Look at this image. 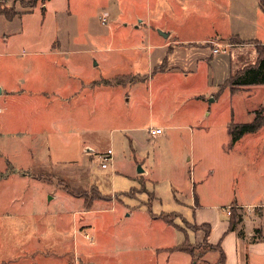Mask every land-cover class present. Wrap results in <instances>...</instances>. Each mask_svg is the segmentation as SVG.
<instances>
[{"label":"rangeland","instance_id":"1","mask_svg":"<svg viewBox=\"0 0 264 264\" xmlns=\"http://www.w3.org/2000/svg\"><path fill=\"white\" fill-rule=\"evenodd\" d=\"M41 1L37 0L38 6L26 19L7 21L3 15L0 19V34L20 29L22 21L30 29L25 39L15 40L11 34L5 54L0 55L2 87L16 90L10 96H2L0 91L4 111L0 114V264H186L181 250L154 249L157 240L151 233L156 229L147 219L146 204L157 195L161 199L152 202L154 212L181 210L189 213L190 219L195 199L225 215V208L251 201L253 184L259 181L261 187L263 181L260 160L264 146L258 140H264V126L233 142L229 125L232 120L251 121L250 110L256 106L264 109V85L235 91L226 85L230 72L235 71L239 47L215 56L208 70L206 65L195 64L188 77L159 70L153 73V64L144 61L134 71L139 74L111 81L130 82L122 89L114 88L103 104L93 98L88 101L87 125L71 123L67 120L69 100L56 106L48 101V95L38 92L64 88L69 80L53 77L60 69L48 64L60 58L49 50L55 28L59 24L63 39L68 37L65 57L75 68L101 54L89 49L95 37L112 31L113 22L114 45L139 39L137 31L127 32L130 28L121 24L137 20L142 7L136 2L139 0H52L55 8L43 13ZM34 2L0 0V10L15 16ZM107 4L112 6L109 17L104 15ZM53 10H58L57 15ZM102 16L107 23H102ZM140 38L143 40L144 34ZM156 38L154 34L150 41L154 44ZM221 47L218 45L220 51L227 49ZM257 47L264 57V44ZM127 53L119 56L127 58L132 52ZM101 69L99 66L97 74ZM78 71H72L73 84L91 75L88 70ZM31 92L35 98L29 99ZM38 107L50 111L39 121V136L30 130V112L38 114ZM102 108L111 118H103ZM151 115L155 123L167 117L174 126L193 125L194 132L175 126L167 131L168 138L148 137L140 126ZM115 126L134 127L113 130ZM44 139L49 141L51 156ZM89 146L93 150L86 149ZM108 148L113 150V159L104 168L101 163ZM186 154H193L191 161H185ZM139 164L144 171H139ZM257 196L256 200L264 201L262 193ZM174 220L183 228H193L185 219ZM160 237L159 244L175 240L164 231ZM185 237L184 232L179 233L176 243ZM190 246L197 258L209 249L207 244ZM212 259L199 263L212 264Z\"/></svg>","mask_w":264,"mask_h":264},{"label":"crops","instance_id":"2","mask_svg":"<svg viewBox=\"0 0 264 264\" xmlns=\"http://www.w3.org/2000/svg\"><path fill=\"white\" fill-rule=\"evenodd\" d=\"M136 2L137 4L140 3L142 13L139 12V14H136L137 20H129L127 23L121 25H123L125 29L130 28L127 32H130L129 30H135L138 32L136 33V36L142 37V34H144L145 38L141 40L139 37V39L129 43L128 45H114L115 43H113V41L116 39L113 31L116 28V23L113 22L112 33L106 32L108 34L106 36L101 38L100 36L97 38L95 37L93 42L94 45H92L89 49L93 50L95 53L101 52V54L98 56L96 54L92 55L89 62L84 61L82 66L74 64L76 67H71V60L68 57H65L69 52V49L67 48L68 37L65 35V39H67H63L60 34L62 32V28L59 24L52 33L54 35L48 42L50 46L49 50L51 53L59 55L58 57L60 58L49 60L48 64H53L60 69L53 77L69 80L64 88H55L52 92L42 89L38 92L39 94L48 95V101H51L52 104L56 106L63 105L69 100V110L71 112L67 115V120H70L71 123L72 121H75L78 125H87L89 122L87 119L90 118V114L87 109L88 101L93 98L96 103L103 101V104L105 97L110 95L114 88L122 89L130 82L116 80V82L111 83V81H113V79L120 78L122 75L139 74L134 71L137 69L136 67L144 61L149 64H153V73L159 70L162 73H175L185 77H188V74L194 70L193 66L197 63L198 65H206L208 70L210 68L211 61L214 60V57L218 56L220 53H228V48L231 47H239L240 50L239 54L236 56L237 61H235V71L234 73H232V71L230 72V77L232 74L241 73L249 66L256 65L259 62L260 51L259 47L256 49V45L264 44V8L261 7L260 0H139ZM51 3L52 0H44L43 3H41L43 13L48 12V8H55ZM36 6H38L37 0L31 4L29 10L21 14H16L18 15L17 17L16 15H13L14 17L12 16V18L2 13L3 10H0V19H2L1 15L5 16L4 19L7 21H14L17 19L21 20L22 17L26 19L29 12H34ZM104 7L106 9L104 10V15L109 17L111 15L112 6L107 4ZM53 11L55 12V15H57L56 13H58V10ZM103 17L104 16L101 17L102 23L104 19ZM233 20H235L234 23ZM106 21L108 20L106 19ZM23 25L24 23L22 21L20 29H16V31L11 33L0 34V55L5 54L4 49L10 42V38L12 36L11 34L15 36V40L21 38L25 39L29 36V27H25ZM222 25L229 27V29H225L226 31L222 30ZM142 27H144V30L141 31ZM154 34L157 38L156 42L153 44L150 40L154 37ZM147 36L149 41H146ZM233 37H236L237 42L229 43V39ZM224 43H228L229 46L224 47L222 45ZM218 45H221L222 49H227L223 51H215V47L218 48ZM23 46L24 45L19 47V49H22ZM153 49H157L156 52H154ZM128 50L132 53L127 58L119 56L120 53L128 54ZM229 58L231 59L230 55ZM160 65H164L165 68H161ZM99 66H101L102 69L100 70V73L97 74L96 71ZM157 67L158 69L155 70ZM78 69H80V71L88 70L91 72V75L88 77L83 76L84 79L78 77L83 80L73 84L71 82V78L74 77L72 76V71L74 70L80 73ZM25 71L28 72V69ZM22 76L23 75H21V78L26 77ZM53 77H51L52 82H54L52 79ZM2 85L3 82H0V89L3 92V94H1L2 96L8 94L10 96L13 91H16L10 89L8 86L7 88L5 86L2 87ZM226 85H228V82ZM250 85H264V83H251ZM239 87L242 86H238L235 89ZM29 96V99L35 98V95L32 92ZM198 97L201 96L199 95ZM126 100L128 101L129 97H127ZM44 103H47V101H44ZM260 106H256L250 110L252 116L251 121L256 116V112L258 110L261 111L262 117H264V109ZM110 108H112L111 105L108 107L109 111ZM79 109L80 111H78ZM35 111L40 112L38 114L30 112L32 113V116L30 117L33 120L32 124L34 125L31 126L30 130H33L35 133L37 131V135L39 136V133L42 131V126L39 121L43 119V116L44 118L46 117L45 113H50V111L48 112L46 109L39 107ZM102 111L104 119L111 118V116L106 112V109L102 108ZM3 112V108L0 107V114ZM153 119L154 118L151 115L149 119L147 118L145 120L143 126H140V128L146 130L148 137L157 140L168 138L169 135L167 131L175 126L184 127L186 129L189 128L194 132L193 125L188 126V124H176L174 126L168 121L169 119L167 117L162 119L160 123H155ZM63 122L64 121L62 120L59 124L61 125ZM233 122L234 121L232 120L230 125ZM249 122L239 121V123ZM2 124L3 118L0 115V130H2ZM150 126H161L163 127V132L156 137H152L148 132V128ZM263 126L264 122L262 126L256 130V132ZM133 127L134 126H130V128ZM130 128L128 126H115L113 130H128ZM90 130L94 131L95 128ZM253 132L254 131L243 134L239 140L244 139L248 134ZM261 139L262 138H260V141L258 140V142H261L264 146V140ZM45 141L48 145L49 141L47 139ZM247 142L249 143L250 139H248ZM86 149L89 151L93 150L90 146L86 147ZM48 151L50 155L49 145ZM192 158L193 154L189 156L186 154L184 156L185 161H191ZM260 165L263 180L262 186L260 187L259 181H256V183L253 184L252 189L249 191L251 201H247L248 203L237 202L236 205L230 206L229 208V210L232 209V211H234L233 213L236 214L237 222L234 229H230L229 227L231 217L228 215L229 212L225 215L218 209L213 208L211 205L207 206L204 203L198 202L197 199H195L192 204V218L189 219V213L184 211H171L177 213V216L173 218L172 223L167 222L163 217H161L162 212L166 211L158 213L154 212L152 209V202L155 200L159 201L161 199L156 195L150 206L149 204H146L149 206L147 219L148 221H151L152 225L156 229V231L152 232L151 235H153V238L158 241V239L161 238V233L164 231L168 237H174L175 240L164 242V245L159 244V242L156 241L155 245H153V247H155L154 249L160 250L163 247H167L171 250L170 252L173 250H181V257L184 259L186 264H200V260L209 257L213 258L212 260L214 263L212 264H264V201L256 200L258 194L262 193L264 196V154L260 160ZM147 189L149 188L146 186V190ZM178 200L183 202L179 198ZM244 208L248 209L245 211L243 210ZM178 217L185 219L192 226L209 223L212 227L211 232L206 237V230L203 227H193L192 230L183 228L180 223L177 224L174 220ZM181 232H184L186 237L183 241H178V243H176L177 240L175 237ZM91 241H93V237L91 238ZM205 244L209 246V249L203 250V252H206L204 254L201 253L203 254V257H201L202 259L197 258V255L194 254L195 251H193V246L190 245L204 246ZM178 245H185L186 249L178 248ZM221 251L224 253L223 262ZM148 255L146 257L150 259ZM194 256L196 259L193 258ZM194 259L195 261L193 262Z\"/></svg>","mask_w":264,"mask_h":264},{"label":"trees","instance_id":"3","mask_svg":"<svg viewBox=\"0 0 264 264\" xmlns=\"http://www.w3.org/2000/svg\"><path fill=\"white\" fill-rule=\"evenodd\" d=\"M260 4L261 7L264 8V0H260ZM2 13H4L5 15H7L8 17H11L14 15H9L7 13V11H2ZM159 67V66H158ZM155 68V70L158 69ZM161 68H165L164 65H160ZM251 83H264V57L261 55V53L259 52V62L256 65H252L249 66L248 68H246L245 70H243L241 73L238 74H234L230 77L228 84L230 85L231 89L234 90L236 87L238 86H243V85H250ZM264 120L262 117V113L261 111H257L256 112V116L254 117V119L249 122V123H239V122H233L230 125L229 131L231 133V136H233V142L236 141L237 139H239L240 137L243 136V134L245 133H249L251 131H256L258 130L262 124H263ZM151 202L149 203L150 206ZM232 211V209H231ZM234 211H232L230 213V222H229V227L230 229H234L235 225H236V214L233 213ZM177 216V213L174 212H170V213H166V212H162L161 217H163L167 222L172 223L173 222V218L174 216ZM194 228H201L203 227L206 230V237L210 234L211 232V225L208 224H201V225H193ZM219 246V244H218ZM178 248H185V245H178ZM224 253L221 251V257H222V262H223V257Z\"/></svg>","mask_w":264,"mask_h":264},{"label":"built area","instance_id":"4","mask_svg":"<svg viewBox=\"0 0 264 264\" xmlns=\"http://www.w3.org/2000/svg\"><path fill=\"white\" fill-rule=\"evenodd\" d=\"M103 22H107L106 21V18L103 17ZM215 51H219V48H215ZM148 132H149V135H151L152 137H156L158 136L161 132H163V127H156V126H150L148 128ZM106 154H108V156L105 157V160L102 161L101 163V166L102 167H107L108 166V161H111L113 159V154H112V149L111 148H108ZM230 207L228 208H225L227 210V212L231 213L232 211L229 210Z\"/></svg>","mask_w":264,"mask_h":264},{"label":"water","instance_id":"5","mask_svg":"<svg viewBox=\"0 0 264 264\" xmlns=\"http://www.w3.org/2000/svg\"><path fill=\"white\" fill-rule=\"evenodd\" d=\"M0 90H1V89H0ZM138 168H139V171H144V169L141 168L140 165L138 166Z\"/></svg>","mask_w":264,"mask_h":264}]
</instances>
